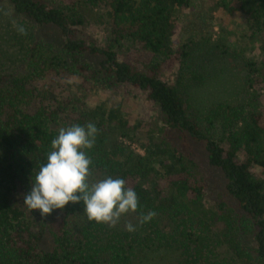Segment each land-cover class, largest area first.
I'll return each instance as SVG.
<instances>
[{
    "label": "trees",
    "instance_id": "obj_1",
    "mask_svg": "<svg viewBox=\"0 0 264 264\" xmlns=\"http://www.w3.org/2000/svg\"><path fill=\"white\" fill-rule=\"evenodd\" d=\"M215 1L242 17L264 61V0ZM187 7L188 0H0V59L7 69L22 50L19 62L30 59L23 74L0 71V264H149L152 252H177V264H264V62L248 63L246 102L213 103L202 132L184 95L205 77L193 70L189 45L173 39L176 8ZM42 28L52 31L51 40L33 41ZM25 37L31 45L24 46ZM173 72L172 84L163 76ZM98 86L126 101L142 95L183 140L180 150L154 137L142 154L125 145L121 139L134 142L136 126L116 102L92 106ZM88 123L98 129L87 150L90 172L121 178L136 192L137 210L122 215L133 214L132 223L89 221L82 201L43 217L23 203L59 131ZM191 141L225 178L230 206L221 201L200 216L193 210L204 186L184 154Z\"/></svg>",
    "mask_w": 264,
    "mask_h": 264
},
{
    "label": "rangeland",
    "instance_id": "obj_2",
    "mask_svg": "<svg viewBox=\"0 0 264 264\" xmlns=\"http://www.w3.org/2000/svg\"><path fill=\"white\" fill-rule=\"evenodd\" d=\"M175 16L177 18V33L173 37L174 44L175 46L189 45L193 70H198L201 76L205 77L202 85L189 84L190 87L185 92L187 114L199 124L202 132H206V126H209L206 116L213 103L217 101L232 104L246 102L249 91L246 89L245 80L251 76L248 63L252 60L260 68L264 62L263 52L259 47V41L251 40L249 37L246 23L242 17L222 12L217 8L215 0H188V7L176 8ZM22 20L25 22V19L21 17L20 21ZM97 28L100 33L102 28L100 26ZM91 29L88 33L93 32ZM37 30L33 41L49 42L51 40V30L43 28ZM23 40L24 46L31 45L28 38L25 37ZM21 54L19 60L24 55V50L21 51ZM19 60L15 63L16 65H10L7 69V64L4 65L0 59V71L4 72L7 69L6 73H25L30 59H25L22 62ZM163 78L169 83H176L175 72L165 73ZM187 83L188 81L182 84L184 88L189 86ZM67 84L71 85L69 82ZM100 87L102 86L97 87L96 95L89 101L92 106L102 101L108 108L116 102L121 112H126L132 119L131 124L136 126L132 132L135 135L134 142L125 138L121 139L125 145L131 146L132 149L142 154V148L148 144L149 137H154L157 143L162 141L164 146L180 150L183 140L176 139L174 132L165 128L158 121L156 118L157 109L142 95L131 94L129 100L126 101V98L121 97L117 90L109 89L110 91L106 92L100 90L102 89ZM129 116H126L125 119L129 120ZM218 124L219 122H214L212 126L211 130L214 133ZM185 145L187 153L184 154L196 163L194 175L204 186L203 201L193 210L200 216L203 211H214V206L221 201L229 203L230 200L224 190L226 180L219 169L208 164L203 145L192 141L190 145L188 142ZM105 177L99 171H92L89 183H94ZM133 217V214H129L121 216L120 220L126 224L130 223ZM170 228L166 227V230H170ZM178 257L177 252H152L148 253L147 259L150 260L149 264H177Z\"/></svg>",
    "mask_w": 264,
    "mask_h": 264
},
{
    "label": "clouds",
    "instance_id": "obj_3",
    "mask_svg": "<svg viewBox=\"0 0 264 264\" xmlns=\"http://www.w3.org/2000/svg\"><path fill=\"white\" fill-rule=\"evenodd\" d=\"M18 31L23 34L21 26ZM98 129L93 123L72 124L62 128L52 140L46 163L31 177V189L23 203L30 210H39L41 216L63 210L71 203L83 202V211L89 221L115 226L120 217L135 212L138 207L136 192L125 187L121 178L105 177L89 183L91 159L87 155L95 143ZM154 214L141 216L147 222ZM134 231L132 224L126 225Z\"/></svg>",
    "mask_w": 264,
    "mask_h": 264
}]
</instances>
